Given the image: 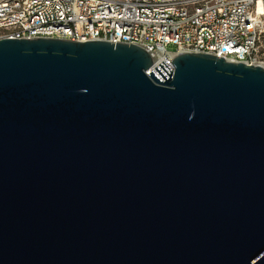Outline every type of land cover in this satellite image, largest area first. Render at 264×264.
Wrapping results in <instances>:
<instances>
[{
  "label": "water",
  "instance_id": "95a60500",
  "mask_svg": "<svg viewBox=\"0 0 264 264\" xmlns=\"http://www.w3.org/2000/svg\"><path fill=\"white\" fill-rule=\"evenodd\" d=\"M153 61L0 39V264H264V66Z\"/></svg>",
  "mask_w": 264,
  "mask_h": 264
},
{
  "label": "built area",
  "instance_id": "2783aa9c",
  "mask_svg": "<svg viewBox=\"0 0 264 264\" xmlns=\"http://www.w3.org/2000/svg\"><path fill=\"white\" fill-rule=\"evenodd\" d=\"M38 37L142 45L147 75L182 52L264 66V0H0V39Z\"/></svg>",
  "mask_w": 264,
  "mask_h": 264
},
{
  "label": "bare ground",
  "instance_id": "6f19581e",
  "mask_svg": "<svg viewBox=\"0 0 264 264\" xmlns=\"http://www.w3.org/2000/svg\"><path fill=\"white\" fill-rule=\"evenodd\" d=\"M261 10L260 2L258 3V11Z\"/></svg>",
  "mask_w": 264,
  "mask_h": 264
},
{
  "label": "rangeland",
  "instance_id": "374dc122",
  "mask_svg": "<svg viewBox=\"0 0 264 264\" xmlns=\"http://www.w3.org/2000/svg\"><path fill=\"white\" fill-rule=\"evenodd\" d=\"M167 49L171 50L173 49V46H168Z\"/></svg>",
  "mask_w": 264,
  "mask_h": 264
}]
</instances>
